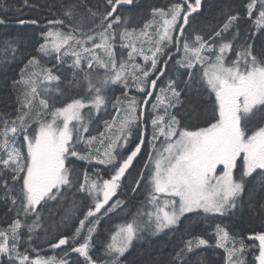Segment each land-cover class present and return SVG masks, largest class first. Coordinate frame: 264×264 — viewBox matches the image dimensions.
Segmentation results:
<instances>
[{
	"label": "snow or ice",
	"instance_id": "1",
	"mask_svg": "<svg viewBox=\"0 0 264 264\" xmlns=\"http://www.w3.org/2000/svg\"><path fill=\"white\" fill-rule=\"evenodd\" d=\"M135 4L136 0H103L101 9L100 3L93 6L90 0H63L58 17L48 21L55 27L40 30L39 56L28 58L19 78L11 81L21 99L15 119L0 122V200L16 218L0 230V264H57L56 258L41 257L36 248L35 258L20 251L22 230L27 228L31 240L42 219L41 209L64 207L62 222L77 210L79 224L71 237L60 236L57 242H50L53 249L68 246L76 253L75 264H122L121 257L134 240L172 230L182 217L207 220L242 211L249 193L247 178L259 177L264 190V50L256 52L254 32L244 36L240 31L245 17L255 21L257 30L264 29V0H247L243 12L229 10L223 23L208 33L192 25L202 0H174L166 8H152L151 19L139 32L131 26L130 18L119 14L121 6ZM5 23L0 18V25ZM140 37H147V50ZM117 41L120 47L130 49L126 60L123 55L117 59ZM97 50H102L103 56ZM9 51L14 60L18 48L11 41L3 47L4 53ZM229 52L234 58H226ZM137 56L143 65L136 62ZM44 57L66 65L72 78L62 79L52 68L43 67ZM0 60L7 63L9 57ZM170 64L177 75L157 92ZM37 67L40 71L34 70ZM98 69H103V74ZM130 76L131 86L143 94L142 103L129 96ZM114 86L122 88L123 102L119 96L108 95ZM54 92L72 93L70 102L57 106ZM205 93L207 101L192 103L191 111L181 115L186 100L191 103L193 96ZM110 103L117 115L106 120L100 114ZM193 112L204 125L195 130L185 123ZM94 117L103 120L105 131L86 136ZM133 127L139 142L125 155L122 150ZM145 147L147 158L128 191L135 199L143 188L146 198L130 220L118 225L111 242L104 246L103 257H96L92 249L97 225L104 216L125 210L127 201H113V197ZM72 157L103 165L110 171L109 178L93 169L95 179L85 171L84 182H79L75 170L68 166ZM240 160L242 165H238ZM238 167L241 171L236 179L234 169ZM69 196L72 205L65 207ZM77 197L82 205L76 204ZM250 212L264 220V200ZM29 217L35 219L27 223ZM212 235L214 246L225 253L224 264H244L242 239L238 241L222 222L215 224ZM248 239L259 242L255 261L264 264V231ZM211 246L205 237L192 236L166 264H195L197 249ZM64 251L68 256V250ZM59 264L71 261L59 258Z\"/></svg>",
	"mask_w": 264,
	"mask_h": 264
},
{
	"label": "trees",
	"instance_id": "2",
	"mask_svg": "<svg viewBox=\"0 0 264 264\" xmlns=\"http://www.w3.org/2000/svg\"><path fill=\"white\" fill-rule=\"evenodd\" d=\"M174 0H136V4L133 6H121L119 14L124 18H130L131 26L135 27L137 32L143 28L145 22L151 19L150 10L155 7L166 8L173 3ZM180 2H182L180 0ZM192 3L195 0H191ZM63 3V0H0V18L5 19L6 23L0 25V58L7 55L9 60L7 63H4L0 60V122L4 119H15L18 114L19 109V100L21 99V93L18 90H15L16 98L15 103L12 105L11 93L8 89V84L11 83L13 79H18L20 71L24 68L27 63V59L31 56H39V53L36 51L38 45L37 41L40 39V30L42 28H51L55 27L48 24V21L58 17L60 13V7ZM91 5H96L97 3L101 4V9L103 8V0H90ZM247 3V0H202V9L198 13H194L193 16L195 19L192 21L193 28H199L204 33L211 32L213 28L219 27L229 10L233 13L237 11L243 12L244 5ZM186 7V5H185ZM259 7V5L257 6ZM19 20H37L41 23L39 25L33 24H19ZM255 33L253 36V41L255 43L256 52L264 50V29L257 30L254 20H248V18L241 22L240 31L244 36H247L249 31ZM192 31V29H189ZM227 36V34H226ZM228 39H231V36H227ZM141 41H145L144 47L147 50V37H140ZM11 41L14 46L18 48L16 53V58L11 59V52L7 54L3 52V47L7 42ZM101 56H103L102 50H97ZM117 59L123 55V58L127 59V52L130 49H125L120 47L119 41L115 44L114 49ZM54 55V54H53ZM136 62L143 65L144 61L139 56L136 57ZM41 65L46 68H52L53 71L61 76V78L67 77L71 79L73 76L72 71L66 66L58 65L55 59L49 57H44L41 60ZM87 66L85 65V68ZM35 71H40V68L37 67ZM174 64H170L167 70V75L165 77L174 78L177 73L175 71ZM183 71V69H181ZM7 72L6 75L2 77V74ZM100 74H103V69H98ZM10 82L5 81L9 79ZM65 80V84H66ZM55 82H53V85ZM130 87L128 89L129 96L133 97L136 91V88L132 85L131 76L129 77ZM164 84L159 83L156 91L159 92V89ZM73 91H76L75 89ZM122 88L120 86H114V90L109 91L108 95L112 97H121ZM58 98L54 101L57 106L62 105L65 101L70 102L72 93H65L60 95L59 93H53ZM143 94L140 98L142 99ZM208 96L205 93L202 96L191 98V103L185 101L186 109L181 111V115H185L186 111H191L192 103L199 104L201 101H207ZM124 100V98H123ZM12 105V106H11ZM210 106V105H209ZM108 107H111L112 115L109 117ZM108 109L101 113L100 115L103 119L111 120V118L117 113H114L113 105L110 103ZM126 107V103H125ZM87 112V109L84 110ZM151 107L149 105V114H151ZM173 111H176L173 109ZM121 118H123L124 113H120ZM50 119V117H49ZM94 122V120H93ZM92 123L89 124V133L85 135H96L100 132L105 131L103 120H96L94 132H92ZM192 130H195L197 125L204 126L202 119H197V114L193 112L191 119L185 121ZM35 126V125H34ZM2 127V123H0ZM148 131H151V125L149 123ZM137 131L133 127L132 136L129 138L127 145L122 150L126 155L130 153L139 142L137 139ZM83 147V145H81ZM147 148L142 149L141 154L137 156L133 166L129 169V174L126 173L125 186L118 190L116 199H121L127 201L125 210L134 213L136 209L140 206V202L145 200L146 192L142 194L143 188L140 189L139 194L136 195L135 199H132V193L128 191V188L133 179L138 178V173L142 170L144 161L146 160L145 153ZM71 164L68 166L73 168V163L75 157L70 158ZM140 163L137 167V163ZM241 165V164H238ZM136 167V168H135ZM105 167H100L99 169L103 170ZM241 169L238 167L234 170L236 173L235 178L239 179V173ZM255 175V174H254ZM110 171L105 168L103 170V178H109ZM79 182H84L85 176L81 181V174L78 175ZM95 178V174L92 179ZM249 193L245 196V207L242 211H238L234 216L226 217H208L205 219H190V218H181V222L172 230H165V232L158 235L144 234L143 238L134 240L132 245L125 252L124 256L121 257L122 264H158V262H166L171 259V256L175 250H177L185 240L191 238L192 236H203L208 239L213 246L197 249L193 260L195 264H224L225 253L223 249L216 248L215 245V236L212 235L215 229V224L222 222L231 234H234L237 237V240H243L245 244V249L242 253V259L244 264H256L255 255H258V243L255 240L248 239L249 235H255L258 232L264 231V220L259 216L253 215L250 212L252 206L257 205L259 202L264 200V190H261L259 183V177L247 178ZM83 196V194H79ZM67 205L65 207H71L73 197L69 196L67 200ZM81 199L77 197L76 204L80 205ZM250 202V203H249ZM55 203V202H50ZM112 203V201L110 202ZM64 207L56 205L49 211L48 209H41L42 219L39 221V226L36 227L35 231L31 233V240H29V234L27 228L22 230L23 235L21 239L20 251L27 252L31 258H35L37 253L33 251V248H36L39 252V255L44 258H56L57 264H59V258L67 259L71 261V264H75V261L78 259L76 253H71L68 246H61V248L53 249L50 246V242H57L58 237L67 236L71 237L72 233L75 231V227L78 226L79 220L76 219L77 210H73L72 218L64 222L61 221V216L63 214ZM86 211V209H85ZM103 211V210H102ZM122 211H117L110 213L107 216H104L100 223L97 225L96 232L94 233V247L92 249L93 255L96 257H103L104 246L106 243H110V237L113 230H115L118 225L123 224L125 220L131 219V213H120ZM124 214L122 218L116 219L118 215ZM193 214H186L187 217H192ZM202 215V214H201ZM14 213L7 212L3 201L0 200V230L7 229L8 225L13 219H15ZM82 219L83 216L80 215ZM21 220L25 218L20 217ZM35 217L27 218V223H31ZM239 247V243L236 245ZM231 247V244H229ZM65 249L68 250L69 255L65 256Z\"/></svg>",
	"mask_w": 264,
	"mask_h": 264
},
{
	"label": "rangeland",
	"instance_id": "3",
	"mask_svg": "<svg viewBox=\"0 0 264 264\" xmlns=\"http://www.w3.org/2000/svg\"><path fill=\"white\" fill-rule=\"evenodd\" d=\"M247 19V18H246ZM233 54H231V52H229V53H227L226 54V58L227 57H231V58H233ZM125 59V58H124ZM126 60V59H125ZM230 62V61H229ZM7 74V72H4L3 74H2V77L4 76V75H6ZM5 81H8V83L10 82V78L9 79H5ZM162 84H164L165 85V83H162ZM8 86V89H9V92L11 93V100H12V105L15 103V98H16V94H15V89H13L12 88V86H11V83L10 84H8L7 85ZM110 91H112V90H110ZM141 94L142 93H136L135 92V94H134V97H136L137 99H138V101H141L142 102V99L140 98V96H141ZM54 97H57L56 95H53ZM58 98V97H57ZM122 100V102H123V98L121 99ZM11 105V106H12ZM148 110H149V106H148ZM104 111H102L101 113H103ZM150 115V114H149ZM93 120H94V122H93V124H92V132H94V128H95V126H97L98 124H95V121L97 120L95 117L93 118ZM89 129H90V127H89ZM149 134H151V131H149ZM161 139H163V138H161ZM140 163L138 162L137 163V165H136V167L139 165ZM135 167V168H136ZM127 177V176H126ZM68 202V201H67ZM89 203H91V201H89ZM83 204V201H80V205H82ZM120 213H131L130 211H128V210H124V211H122V212H120ZM125 215L124 214H121V215H118L117 217H116V219H118V218H122V217H124ZM177 227V226H176ZM117 230V228L115 229V230H113V232L111 233V234H113L115 231ZM109 242H111V237H110V241Z\"/></svg>",
	"mask_w": 264,
	"mask_h": 264
},
{
	"label": "flooded vegetation",
	"instance_id": "4",
	"mask_svg": "<svg viewBox=\"0 0 264 264\" xmlns=\"http://www.w3.org/2000/svg\"><path fill=\"white\" fill-rule=\"evenodd\" d=\"M110 115V114H109ZM135 162V161H134ZM242 163H243V161L242 160H240V161H238V164H241L242 165ZM134 164V163H133ZM82 165V167L85 169L86 167H87V169L90 171V174L91 175H94L95 173L93 172V169H95V165H96V163L95 162H92L91 164L90 163H86V164H81ZM235 170V169H234ZM122 183H123V187L125 186V179H123V181H122ZM116 196H114V198H115Z\"/></svg>",
	"mask_w": 264,
	"mask_h": 264
},
{
	"label": "water",
	"instance_id": "5",
	"mask_svg": "<svg viewBox=\"0 0 264 264\" xmlns=\"http://www.w3.org/2000/svg\"><path fill=\"white\" fill-rule=\"evenodd\" d=\"M259 243V242H258Z\"/></svg>",
	"mask_w": 264,
	"mask_h": 264
}]
</instances>
